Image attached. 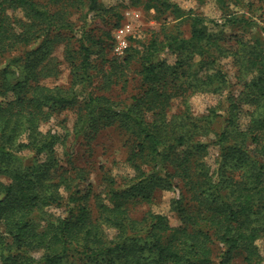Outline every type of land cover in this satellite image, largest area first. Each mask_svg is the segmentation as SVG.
<instances>
[{
  "label": "trees",
  "instance_id": "obj_1",
  "mask_svg": "<svg viewBox=\"0 0 264 264\" xmlns=\"http://www.w3.org/2000/svg\"><path fill=\"white\" fill-rule=\"evenodd\" d=\"M74 1L0 0V64L6 54L64 26L65 7ZM86 1L89 11L100 6L98 0ZM145 1L147 8L190 19V35L167 34L161 47L152 41L138 56L128 52L136 50L129 44L118 67H128L135 57L142 85L141 94L129 104L92 92L78 98L74 85L91 82L92 50L86 42L78 49L79 62L69 50L65 52L73 70L72 89L40 84L41 77L56 71L48 38L12 56L0 69L4 77L14 65L20 75L7 88L9 98L0 100V177L6 178H0V264H66L69 259L68 264H230L235 254L242 257V264H263L257 241L264 237V44L257 41L243 47V56L235 54L237 61L246 57L245 67L254 74L247 87L248 103L262 109L242 131L254 154H248L242 141L230 144L232 121H227L217 135L220 152L211 167L205 160L207 144L193 141L202 130L198 120L186 124L184 118L167 119L166 111L174 97L189 87L196 89L187 82L200 73L205 89L225 92V99H230L229 79L218 60L226 53L225 28L246 24V19L224 10L220 20L207 19L182 10L172 0ZM140 2L132 0L133 5ZM217 2L226 8L225 0ZM82 37L90 41L86 32ZM163 49L175 55L173 64L158 57ZM65 108H76L77 137L90 139L112 125L131 135L127 163L134 173L124 188L113 190L111 204L96 200L95 217L86 195L70 194L67 212L42 225V216L53 217L47 208L60 205L62 192L70 186L69 177L57 171L54 157L37 158L55 143V137L39 126ZM22 134L25 142H17ZM22 148L33 154L30 164L20 154ZM175 178L186 190L170 201L179 225L171 226L160 212L149 211L141 221L129 217L128 203L153 202L157 190L177 186ZM216 241L222 245L217 262L212 248ZM35 250L41 251L40 256L31 254Z\"/></svg>",
  "mask_w": 264,
  "mask_h": 264
},
{
  "label": "rangeland",
  "instance_id": "obj_2",
  "mask_svg": "<svg viewBox=\"0 0 264 264\" xmlns=\"http://www.w3.org/2000/svg\"><path fill=\"white\" fill-rule=\"evenodd\" d=\"M45 2L47 0H40ZM184 11L191 10L195 14L207 19H221L222 12L234 13L243 16L246 24L232 28H225L224 48L225 56L218 60V64L229 79L230 99H225V92L220 93L205 89L202 83V73L187 83L189 87L182 96L174 97L166 111V117L173 120H183L186 124L196 119L199 122L200 135L193 136V141L207 144L205 157L209 166H216L219 148L216 144L220 130L232 121V135L229 136L230 144L234 141L243 143L249 155H253V145L247 140L243 141V130L260 116L262 109L252 106L248 97V84L254 76L253 71L245 67L246 57L237 61V55L243 56L249 46L257 45V41L264 44V0H225L226 8H220L217 0H172ZM69 3L63 15L64 26L50 30L46 35L27 46H22L15 52L5 55L0 64V69L7 66L12 56L20 52H28L39 45L43 39L48 38L47 45L52 46L50 56L55 58V73L52 76L40 78V84L48 87H62L70 89L72 85L73 70L69 62L65 60V52L70 51L80 61L78 49L80 44L87 43L92 53L90 56L91 66L89 74L91 82H80L74 85L78 98L83 99L88 92L96 95H104L122 105L129 104L132 97L142 92L139 74V61L134 57L128 67H118L122 58L128 52L132 55H141L152 41L161 47L166 40L167 34L187 38L190 35V19L177 17L170 11L157 12L153 8L146 7V1L141 0L137 5L132 0H98L100 6L97 10H88L86 0ZM57 5H60L57 3ZM54 8V5H51ZM64 6H62L63 8ZM136 10L139 17L134 21V29L129 36L130 46L136 50H129L122 55L113 53L114 31L125 20V12ZM86 32L90 41L83 39ZM51 42H53L51 44ZM246 46V47H244ZM246 49H244V48ZM41 54V53H40ZM158 57L173 64L175 55L168 49L158 53ZM43 64V63H42ZM41 66V65H40ZM247 66V65H246ZM20 78L18 69L13 65L6 76H0V100L9 98L11 92L7 90ZM186 86H188V84ZM5 89L7 91H5ZM72 89V88H71ZM76 121V108H65L43 121L39 130L49 132L55 137L53 149L48 153L39 155V160H47L48 156L54 157L57 171L67 175L70 189L62 192L60 205H51L47 208L53 217H41V224L51 221L54 216H62L69 208L68 196L73 194L77 198L87 196V204L91 210V216L97 215L96 200L111 204V195L114 189L124 188L134 171L127 163L133 137L117 125L107 126L100 129L92 138L87 139L81 135L75 136L73 129ZM204 132V133H202ZM202 133V134H201ZM25 135H21L17 142H25ZM21 155L25 157V163L32 162L33 154L28 148H22ZM257 155V154H256ZM53 170V169H52ZM81 170V175L77 172ZM6 180L5 177H0ZM177 186L169 191L157 190L153 202L128 203V215L137 221L148 218V212H160L167 216L171 226L180 224L177 213L170 210V201L179 193L186 194L183 183L175 178ZM81 199L76 202L80 204ZM10 240V239H8ZM264 264V237L257 241ZM213 258L217 262L222 245L215 242L212 245ZM31 254L40 256L41 251L35 250ZM71 261L69 259L66 264ZM230 264H242V257L235 254Z\"/></svg>",
  "mask_w": 264,
  "mask_h": 264
},
{
  "label": "built area",
  "instance_id": "obj_3",
  "mask_svg": "<svg viewBox=\"0 0 264 264\" xmlns=\"http://www.w3.org/2000/svg\"><path fill=\"white\" fill-rule=\"evenodd\" d=\"M125 20L114 31V45L113 53L115 55H122L129 46V36L134 29V21L139 17L136 10H128L125 12Z\"/></svg>",
  "mask_w": 264,
  "mask_h": 264
}]
</instances>
